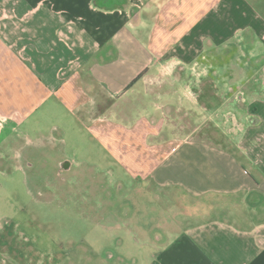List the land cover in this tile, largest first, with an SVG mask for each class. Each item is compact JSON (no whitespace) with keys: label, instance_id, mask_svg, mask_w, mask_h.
<instances>
[{"label":"crops","instance_id":"obj_1","mask_svg":"<svg viewBox=\"0 0 264 264\" xmlns=\"http://www.w3.org/2000/svg\"><path fill=\"white\" fill-rule=\"evenodd\" d=\"M162 70L172 71L179 109L218 111L234 94L252 99L253 152L167 132L162 109L149 101L154 87L162 101L170 96ZM261 89L264 0H0V145L20 131L51 152L62 134L65 145L103 147L112 170L150 185L156 201L221 202L222 217L171 231L123 218L118 247L145 246L128 252L130 264H264ZM96 224L123 228L120 218Z\"/></svg>","mask_w":264,"mask_h":264},{"label":"rangeland","instance_id":"obj_2","mask_svg":"<svg viewBox=\"0 0 264 264\" xmlns=\"http://www.w3.org/2000/svg\"><path fill=\"white\" fill-rule=\"evenodd\" d=\"M164 72L169 98L162 101L154 87L149 101L162 109L167 132L253 152V134L247 128L259 119L250 106L252 99L234 94L218 111L179 109L183 98L179 97L177 83L173 82L172 71ZM249 82L243 88L248 92L258 80ZM209 84L207 90H211ZM215 98L213 103L223 101ZM55 137L51 152L50 146L27 143L25 133L20 131L12 142L0 145V151L5 152L0 158V264H110L117 256L130 264L128 252L144 251L145 246L125 241L118 247L114 239L118 233L123 240L128 226L123 218L145 219V229L159 232L175 230L194 218L222 217L220 200L156 201L150 185H136L129 172L112 170L110 155L103 147L97 144L90 148L83 141L65 145L62 134ZM248 163L257 166L254 161ZM69 165L70 171L66 170ZM100 217L120 218L123 228L99 226L96 223Z\"/></svg>","mask_w":264,"mask_h":264}]
</instances>
